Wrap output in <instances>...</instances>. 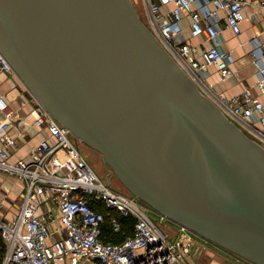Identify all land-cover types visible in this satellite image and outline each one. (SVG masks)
I'll return each instance as SVG.
<instances>
[{
  "label": "water",
  "instance_id": "water-1",
  "mask_svg": "<svg viewBox=\"0 0 264 264\" xmlns=\"http://www.w3.org/2000/svg\"><path fill=\"white\" fill-rule=\"evenodd\" d=\"M0 50L133 194L264 264V144L200 87L133 0H0Z\"/></svg>",
  "mask_w": 264,
  "mask_h": 264
},
{
  "label": "built area",
  "instance_id": "built-area-1",
  "mask_svg": "<svg viewBox=\"0 0 264 264\" xmlns=\"http://www.w3.org/2000/svg\"><path fill=\"white\" fill-rule=\"evenodd\" d=\"M144 2L147 24L197 82L203 80L202 72L210 65L217 66L223 77L234 73L232 54L217 42L220 11H225L226 26L240 33L248 0ZM166 4L173 7L163 9ZM186 12L191 16V34L203 36L211 42L210 46L194 45L179 38ZM258 52L256 87L264 94V42ZM0 68L17 74L1 50ZM203 87L232 120L264 144V99L253 88L226 97L212 95L206 85ZM31 96L34 123L47 127L54 141L46 138L31 151L29 158L14 161L10 160L9 145L0 146V174H15L24 184L17 214L13 218L0 216V236L5 242L0 264H194L197 258L194 249L197 245L201 247L198 239L202 234L172 220L151 204L142 203L140 200H144L132 192L114 188L90 164L74 142L71 130L32 92ZM0 110L5 114L1 127L7 129L13 109L2 94ZM5 139L17 146L15 139ZM42 209L45 211L41 212ZM122 218L134 221L132 233L120 241L107 239V228L112 232L122 230ZM166 220L176 227L162 228L160 224ZM237 264L256 263L237 261Z\"/></svg>",
  "mask_w": 264,
  "mask_h": 264
},
{
  "label": "crops",
  "instance_id": "crops-1",
  "mask_svg": "<svg viewBox=\"0 0 264 264\" xmlns=\"http://www.w3.org/2000/svg\"><path fill=\"white\" fill-rule=\"evenodd\" d=\"M133 1L137 4L139 0ZM262 2L263 0H248L244 8L245 17L240 33H235L226 26L225 11H220V34L217 42L223 50L232 54L234 73L228 77H223L215 65H210L207 71L202 72L203 80L212 95L230 97L241 94L245 88L251 87L255 94L264 99V94H260L256 87L259 79L257 53H259L258 51L264 42V4ZM171 7H173V4H166L163 9H170ZM190 23L191 16L186 12L181 21L183 31L179 34V38L188 40L194 45L210 46L211 42L203 36H193L191 34ZM0 94L6 98L13 109L11 124L7 129L1 127L2 122L5 120V114L0 110V146H6L7 148L9 145L8 151L11 161L21 157L29 158L31 151L46 138L54 141L47 127H39L34 123L32 96L18 74L6 72L0 68ZM5 138L15 139L17 146L8 144L6 142L8 139ZM61 154L64 155V152H61ZM11 176L7 173L0 174L2 184L11 183L12 193H15L9 199L0 197V205H2L0 216L6 218H13L17 214L18 205L21 201L20 196L24 191V184L16 177ZM18 195H20V198L17 203V200L14 199ZM42 211H45V209H42ZM215 263L220 264V261H215Z\"/></svg>",
  "mask_w": 264,
  "mask_h": 264
},
{
  "label": "rangeland",
  "instance_id": "rangeland-1",
  "mask_svg": "<svg viewBox=\"0 0 264 264\" xmlns=\"http://www.w3.org/2000/svg\"><path fill=\"white\" fill-rule=\"evenodd\" d=\"M144 4H145L144 0H139L138 3L135 5H136L137 10L139 11L142 19L146 23H149V20L147 17V11H146ZM200 81L201 82H198L200 87L204 91H206L203 87L206 85V83L204 84L203 80H200ZM28 91H29V94L31 95L29 88H28ZM73 140L78 145L79 149L82 151V153L88 159V161L93 166V168L102 177L108 179L114 188H116L122 192H125V193H131V191L116 176L115 172L111 169V167L104 162L102 154L99 151L91 148L89 145L82 142L80 139L76 138L75 136L73 137ZM9 175H12L11 177H13V176L16 177L15 174L14 175L9 174ZM8 178H10V177H8ZM11 187H12L11 183L7 182L6 185H3L2 181H1L0 182V197L4 198V199H6V198L9 199L10 196H12L13 194L15 195V193H12L13 190H11ZM19 196L20 195H18V197H16V199H14V200H17V203L19 202V198L22 197V196H20V197ZM140 201L144 204L148 203L145 200L144 201L140 200ZM15 205H16V203H15ZM6 213H7V211H6ZM127 221H128V219L126 220V222ZM160 225L164 229H166L167 226L176 227L169 220H166L164 222V224L161 223ZM198 243L201 245V247H198V245H197L196 249H194V252L197 251L196 252L197 258L193 262L194 264H217V263H215V261H220V264H233L231 260L236 261L234 264H236L237 261H245V262L250 263V261H248L249 259L239 255L238 253H236L232 250H229V249L221 246L218 243L215 245L214 243H211L210 241L208 242L206 239H201V238L198 239Z\"/></svg>",
  "mask_w": 264,
  "mask_h": 264
},
{
  "label": "trees",
  "instance_id": "trees-1",
  "mask_svg": "<svg viewBox=\"0 0 264 264\" xmlns=\"http://www.w3.org/2000/svg\"><path fill=\"white\" fill-rule=\"evenodd\" d=\"M128 221L126 222V220ZM123 220V227L120 232H112L110 229L107 228L106 236L107 239H110L112 241H120L124 239L127 235L131 234L133 231V223L134 221L130 218H122ZM5 249V242L3 238L0 236V253H2Z\"/></svg>",
  "mask_w": 264,
  "mask_h": 264
},
{
  "label": "flooded vegetation",
  "instance_id": "flooded-vegetation-1",
  "mask_svg": "<svg viewBox=\"0 0 264 264\" xmlns=\"http://www.w3.org/2000/svg\"><path fill=\"white\" fill-rule=\"evenodd\" d=\"M201 239H206L208 242L210 241L211 243H214L215 245L217 244L215 241H213V240H211V239H209V238H207V237H205V236H202L201 235ZM232 261V263L234 264L236 261H233V260H231ZM230 261V262H231ZM237 264V263H236Z\"/></svg>",
  "mask_w": 264,
  "mask_h": 264
}]
</instances>
